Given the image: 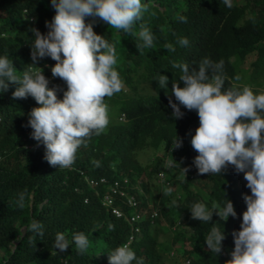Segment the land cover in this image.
<instances>
[{
	"label": "trees",
	"instance_id": "obj_1",
	"mask_svg": "<svg viewBox=\"0 0 264 264\" xmlns=\"http://www.w3.org/2000/svg\"><path fill=\"white\" fill-rule=\"evenodd\" d=\"M141 2L147 11L130 33L99 19L93 25V31L114 46L115 68L125 90L105 97L109 123L101 134L86 139L77 149L73 165L91 176L109 178V183L99 188L101 192L108 190L114 179L127 177L124 190L135 193L137 198L146 193L151 201L158 200L168 226L180 221L174 231L160 219L151 225L157 238L143 253L139 252L142 264H177L178 256L190 264H226L234 247L232 232L239 230L241 214L246 210L243 195L251 194L243 173H236L234 166L229 165L220 175L198 174L192 162L186 161L183 146L178 148L181 156L172 168L161 165L160 158L140 162L137 152L144 147L141 143L149 131L155 130L152 120L161 119L168 124L160 128L164 134L181 129V135L188 138L195 132L191 129L199 126L195 110L181 105L183 117L176 119L171 115L169 97L178 103L171 93L172 82L179 81L180 75L171 66L173 62L188 63L190 55H198L199 61L206 54L225 60L233 58L227 63L224 88L248 86L254 93L264 90V0H252L253 6L247 8L235 3L228 8L223 0ZM54 11L50 0H0V55L8 56L18 76L25 70L42 71L49 80L48 86L57 87V97L62 99L67 86L61 78L52 76L51 66L55 61L44 57L32 65L31 60V28L46 33L45 21L51 20ZM178 15L186 16L187 22L179 21ZM142 27L149 28L154 35L149 48L138 47L142 44L138 37ZM213 30L221 34L213 38L208 34ZM180 37H186L189 44L179 46ZM166 44H172L175 51L169 52ZM251 59L245 67L243 61ZM189 60L193 62L195 57ZM159 74L168 77L166 90L155 80ZM8 83V89L0 93V264H108L109 252L123 245L129 225L101 206L99 197L77 172L59 169L44 159L45 146L31 137L32 129L28 126V113L38 105L31 96L14 98L12 92L18 85ZM155 86L158 111L150 113V109L146 111L153 98L149 93ZM178 86L183 87V82L179 81ZM129 108L136 119L130 118ZM123 111L127 112V122L117 123ZM131 135L137 136V140L132 141ZM152 135L157 132H150ZM158 143L154 141L155 146ZM192 152L194 159L198 153L194 149ZM182 168L187 169L185 177ZM161 169L165 173L162 184L157 183ZM85 197L87 204L83 203ZM226 199L233 203L235 218L229 216L223 221L214 213L212 220L204 223L191 217L189 208L194 203L222 206ZM33 220L43 225L42 237L25 229ZM213 222L225 232L222 251L217 256L204 243ZM58 232L69 240V247L62 252L53 247ZM80 232L89 240L83 253L72 241L73 234ZM150 233L145 227L142 238L150 237ZM138 249H134L136 254ZM171 249L175 250L174 256H169Z\"/></svg>",
	"mask_w": 264,
	"mask_h": 264
},
{
	"label": "clouds",
	"instance_id": "obj_2",
	"mask_svg": "<svg viewBox=\"0 0 264 264\" xmlns=\"http://www.w3.org/2000/svg\"><path fill=\"white\" fill-rule=\"evenodd\" d=\"M223 3L228 8L234 3L238 7L253 6L252 0H223ZM50 4L55 11L51 20L45 21L47 32L42 34L39 29L31 28V60L32 65L44 57L55 61L51 73L53 77L61 78L67 86L63 98L58 99L57 87L48 86L49 80L42 71L25 70L22 76H18L6 55H0V93L8 89V82H12L18 85L12 92L14 98H34L38 106L29 111L28 126L32 129L31 137L45 146L44 159L52 166L58 165L59 169L77 172L99 197L101 206L117 220L129 225V235L123 245L109 252L108 264H133L134 261L135 264H142L139 252L143 253L157 238L151 225H156L155 221L160 219L164 226L174 231L180 221L168 226L158 200L151 201L146 193L138 200L135 193L124 190L122 186L128 182L127 177L114 179L109 189L101 192L99 188L109 183L110 179L91 176L73 163L77 149L86 139L101 134L109 123L105 97H111L125 87L115 68L114 46L95 33L93 25L99 19L117 30L130 33L147 8L141 0H50ZM86 18L90 19L86 21ZM177 19L187 22V17L183 15H178ZM208 34L214 38L221 32L213 30ZM138 37L142 41L138 47L149 48L153 45L154 35L149 28L142 27ZM177 44L183 47L189 41L186 37H180ZM165 48L169 52L175 51L172 44H166ZM197 56L188 57H195L193 62L188 59V63H172L171 66L180 72L179 81L183 82V87L178 86L179 81L172 82L171 93L178 103H174L170 96L169 106L173 110L172 117L176 119L184 115L181 105L195 110L199 126L191 129L195 132L188 138L186 134L181 135V129L164 134L160 128L168 124L161 119L152 120L155 130L145 136L144 143H141L144 147L137 150V159L152 162L160 158L161 165L172 168L181 156L178 148L183 146L187 152L185 156L190 157L189 163L192 162L198 174L220 175L229 165L234 166L236 173H243L247 182L245 186L251 194L243 195L246 210L241 214L239 230L232 232L234 247L229 252L230 259L226 264H264V93L254 94L248 86L224 88L227 63L232 62L233 58L225 60L206 54L199 61ZM243 62L245 65L246 61ZM155 80L160 88L167 89L166 75L159 74ZM155 88L149 93V97L153 98L146 111L150 109V113L158 111L159 95ZM128 110L130 118L136 119L135 113L131 114L130 108ZM126 119L127 112L123 111L117 123H126ZM152 131H156L157 135L150 136ZM131 138L132 141L137 140V136L131 135ZM155 140L159 141L158 147L154 145ZM193 149L198 153L194 159ZM182 169L184 177L187 176V169ZM164 175L161 169L157 183L162 184ZM88 202L85 197L83 203ZM189 209L193 219L204 223H209L214 213L223 221L237 215L229 199L222 206L209 207L198 202ZM211 224L214 226L204 236V243L207 250L217 256L222 251L225 232L215 226V222ZM145 227L152 233L143 239L141 232ZM25 229L37 236L44 235L43 225L36 220L27 224ZM72 241L81 253L89 246V240L82 232L74 233ZM53 247L61 252L69 247L64 233L56 234ZM134 249H138L137 254ZM171 250L169 256L175 254V250ZM181 258L183 264H190L189 260Z\"/></svg>",
	"mask_w": 264,
	"mask_h": 264
},
{
	"label": "rangeland",
	"instance_id": "obj_3",
	"mask_svg": "<svg viewBox=\"0 0 264 264\" xmlns=\"http://www.w3.org/2000/svg\"><path fill=\"white\" fill-rule=\"evenodd\" d=\"M251 61H252V59H251V60H247V62L245 63V66H247V65L249 64V62H251ZM257 93H264V90H262V89H258ZM254 94H255V93H254ZM189 154H190V153H189ZM190 155H191V154H190ZM186 160L190 162L191 159H190L189 156H186ZM141 162H143V159L141 160ZM171 251H172V250H171ZM174 255H175V254H174ZM174 255H173V256H174ZM99 257H100V256L98 255V258H99ZM177 258H178V262H177V264H183V263H182V262H183V261H182L183 258H181L180 256H178ZM168 264H169V263H168Z\"/></svg>",
	"mask_w": 264,
	"mask_h": 264
}]
</instances>
